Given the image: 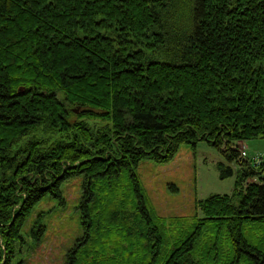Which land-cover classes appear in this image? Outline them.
Here are the masks:
<instances>
[{
    "label": "trees",
    "instance_id": "1",
    "mask_svg": "<svg viewBox=\"0 0 264 264\" xmlns=\"http://www.w3.org/2000/svg\"><path fill=\"white\" fill-rule=\"evenodd\" d=\"M252 138L264 0H0V264L41 237L37 205L63 204L78 173L83 234L65 264H264V162L238 148ZM199 139L234 189L168 222L136 167Z\"/></svg>",
    "mask_w": 264,
    "mask_h": 264
},
{
    "label": "rangeland",
    "instance_id": "2",
    "mask_svg": "<svg viewBox=\"0 0 264 264\" xmlns=\"http://www.w3.org/2000/svg\"><path fill=\"white\" fill-rule=\"evenodd\" d=\"M96 122L103 124L100 120ZM238 147H246L250 156L264 157L263 138L241 140ZM220 162L227 163L222 151L207 140L199 139L195 146L182 143L167 161L144 158L136 172L148 202L169 222L173 216L195 214L197 199L233 191L236 174L222 178ZM231 165L237 169L236 162ZM83 181V173H78L63 182V204L60 198L51 195L39 202L31 222L42 211L45 230L39 239L26 236L14 264H65L67 251L83 234L79 208ZM29 226L28 223L27 230Z\"/></svg>",
    "mask_w": 264,
    "mask_h": 264
},
{
    "label": "built area",
    "instance_id": "3",
    "mask_svg": "<svg viewBox=\"0 0 264 264\" xmlns=\"http://www.w3.org/2000/svg\"><path fill=\"white\" fill-rule=\"evenodd\" d=\"M239 148V147H238ZM240 149V148H239ZM240 156L242 158H246V159H249L253 164L255 165H260L261 163L264 162V157L263 155H252L250 156L249 153L247 152V148L246 147H243L240 149Z\"/></svg>",
    "mask_w": 264,
    "mask_h": 264
},
{
    "label": "water",
    "instance_id": "4",
    "mask_svg": "<svg viewBox=\"0 0 264 264\" xmlns=\"http://www.w3.org/2000/svg\"><path fill=\"white\" fill-rule=\"evenodd\" d=\"M75 111H78V109H77V108H75Z\"/></svg>",
    "mask_w": 264,
    "mask_h": 264
}]
</instances>
